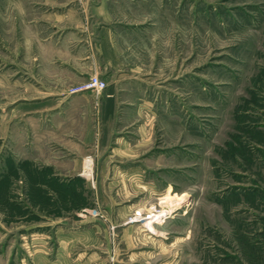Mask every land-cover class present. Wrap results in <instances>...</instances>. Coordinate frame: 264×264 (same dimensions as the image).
<instances>
[{
	"label": "rangeland",
	"instance_id": "374dc122",
	"mask_svg": "<svg viewBox=\"0 0 264 264\" xmlns=\"http://www.w3.org/2000/svg\"><path fill=\"white\" fill-rule=\"evenodd\" d=\"M165 4L169 80L147 143L118 161L96 135L89 166L57 169L0 0V264H264V0ZM168 191L182 202L165 223L132 221Z\"/></svg>",
	"mask_w": 264,
	"mask_h": 264
},
{
	"label": "crops",
	"instance_id": "0c3cea01",
	"mask_svg": "<svg viewBox=\"0 0 264 264\" xmlns=\"http://www.w3.org/2000/svg\"><path fill=\"white\" fill-rule=\"evenodd\" d=\"M165 3L3 0L5 14L16 18L22 55L34 66L35 107L42 119L36 134L45 137L40 151L50 155L51 166H89L96 135L118 161L147 143L157 115L156 86L169 80ZM92 73L106 81L102 91L67 92ZM180 74L179 67L175 77Z\"/></svg>",
	"mask_w": 264,
	"mask_h": 264
},
{
	"label": "bare ground",
	"instance_id": "6f19581e",
	"mask_svg": "<svg viewBox=\"0 0 264 264\" xmlns=\"http://www.w3.org/2000/svg\"><path fill=\"white\" fill-rule=\"evenodd\" d=\"M169 197L167 198V202L163 206V208L159 209L157 212L148 215V216H141V217H134L133 220L141 219L143 220L144 224L142 225L144 229H152L155 231L156 227L155 224H163L165 223V219L167 217L172 216L173 208L175 205H178L180 202H182V196L175 195V194H168ZM167 195V196H168ZM176 210V209H175ZM140 212V213H139ZM137 212L138 214H141V211ZM143 215V214H142Z\"/></svg>",
	"mask_w": 264,
	"mask_h": 264
},
{
	"label": "built area",
	"instance_id": "2783aa9c",
	"mask_svg": "<svg viewBox=\"0 0 264 264\" xmlns=\"http://www.w3.org/2000/svg\"><path fill=\"white\" fill-rule=\"evenodd\" d=\"M106 87V81L99 77L97 73H92L84 81L72 85L68 88V93H78L86 90H94L96 93H99Z\"/></svg>",
	"mask_w": 264,
	"mask_h": 264
}]
</instances>
